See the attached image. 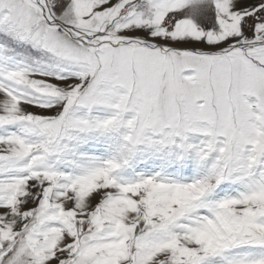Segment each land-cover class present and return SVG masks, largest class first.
I'll list each match as a JSON object with an SVG mask.
<instances>
[{
    "label": "snow or ice",
    "instance_id": "obj_1",
    "mask_svg": "<svg viewBox=\"0 0 264 264\" xmlns=\"http://www.w3.org/2000/svg\"><path fill=\"white\" fill-rule=\"evenodd\" d=\"M0 264H264V0H0Z\"/></svg>",
    "mask_w": 264,
    "mask_h": 264
}]
</instances>
